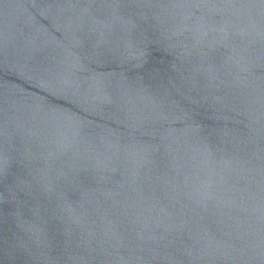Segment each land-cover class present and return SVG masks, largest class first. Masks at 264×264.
<instances>
[{
	"label": "water",
	"instance_id": "1",
	"mask_svg": "<svg viewBox=\"0 0 264 264\" xmlns=\"http://www.w3.org/2000/svg\"><path fill=\"white\" fill-rule=\"evenodd\" d=\"M0 264H264V0H0Z\"/></svg>",
	"mask_w": 264,
	"mask_h": 264
}]
</instances>
